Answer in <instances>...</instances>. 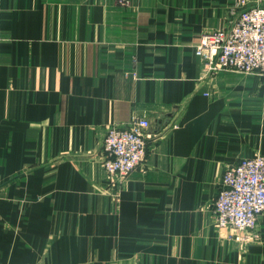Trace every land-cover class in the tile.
<instances>
[{
    "label": "crops",
    "instance_id": "crops-1",
    "mask_svg": "<svg viewBox=\"0 0 264 264\" xmlns=\"http://www.w3.org/2000/svg\"><path fill=\"white\" fill-rule=\"evenodd\" d=\"M238 0H0V264H264L215 225L223 172L264 156V78L197 48ZM151 122L118 192L111 126Z\"/></svg>",
    "mask_w": 264,
    "mask_h": 264
},
{
    "label": "built area",
    "instance_id": "built-area-1",
    "mask_svg": "<svg viewBox=\"0 0 264 264\" xmlns=\"http://www.w3.org/2000/svg\"><path fill=\"white\" fill-rule=\"evenodd\" d=\"M129 6L130 0H118ZM241 12L226 28L201 36L197 48L204 69L256 73L264 78V0H238ZM151 122L134 117L126 127L111 126L102 142V168L110 188L118 192L136 170H146ZM215 225L239 232L236 240L254 238L264 214V156L242 159L227 167L213 203Z\"/></svg>",
    "mask_w": 264,
    "mask_h": 264
}]
</instances>
